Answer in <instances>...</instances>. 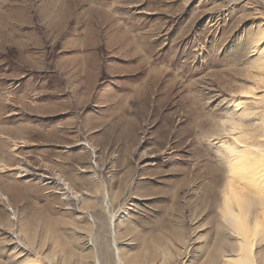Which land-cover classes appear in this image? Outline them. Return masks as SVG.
<instances>
[{"label": "rangeland", "instance_id": "1", "mask_svg": "<svg viewBox=\"0 0 264 264\" xmlns=\"http://www.w3.org/2000/svg\"><path fill=\"white\" fill-rule=\"evenodd\" d=\"M232 125L264 143V0H0V264H228Z\"/></svg>", "mask_w": 264, "mask_h": 264}, {"label": "bare ground", "instance_id": "2", "mask_svg": "<svg viewBox=\"0 0 264 264\" xmlns=\"http://www.w3.org/2000/svg\"><path fill=\"white\" fill-rule=\"evenodd\" d=\"M229 133H232L233 141L229 139L232 142L228 144L223 142L225 150L222 154L228 165L227 191L230 188L235 190V194L232 197L229 192L225 193L223 220L233 229L238 241L236 254L231 255L228 264H256L255 244L249 234L252 227L249 218L252 214L255 223L260 220L264 222V143L258 141L249 144L242 137L239 125H232ZM105 205L109 210L110 204L107 202ZM114 217L112 213V225ZM263 224L258 226L263 227Z\"/></svg>", "mask_w": 264, "mask_h": 264}]
</instances>
